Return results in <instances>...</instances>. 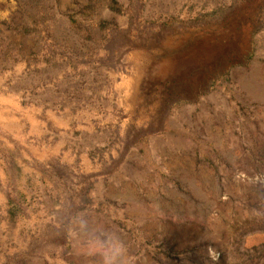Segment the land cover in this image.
<instances>
[{"label":"rangeland","instance_id":"374dc122","mask_svg":"<svg viewBox=\"0 0 264 264\" xmlns=\"http://www.w3.org/2000/svg\"><path fill=\"white\" fill-rule=\"evenodd\" d=\"M0 264H264V0H0Z\"/></svg>","mask_w":264,"mask_h":264},{"label":"bare ground","instance_id":"6f19581e","mask_svg":"<svg viewBox=\"0 0 264 264\" xmlns=\"http://www.w3.org/2000/svg\"><path fill=\"white\" fill-rule=\"evenodd\" d=\"M195 35H196V34H195ZM195 35H194V36H195ZM199 35H200V34H199ZM199 35H197V36H199ZM210 35H211V34H210ZM197 36H196V37H197ZM187 37H188V36H187ZM187 37H186V39L189 38V37H188V38H187ZM202 37H203V36H202ZM228 37H229V36H228ZM199 38H201V37H199ZM207 38H208V37H207ZM209 38H211V37H209ZM189 39H190V38H189ZM194 39H195V37H194ZM201 39H202V38H201ZM217 39H218V36H217ZM219 39L222 40L223 38L221 37V38H219ZM191 40H192V39H191ZM198 40L201 41L200 39H197V41L193 40V42H192V43L195 42L194 44H196V42H198V44L195 45L196 47H195L194 49H196L197 46H200V47H198V48H201L203 44H204L205 47H206L207 45H209V43L206 44L207 41L204 42V40H202V43H203V44H202V43L199 42ZM211 40H212V39H210V43H211L212 45H215L214 43H212V42H214V40H212V41H211ZM215 41H216V39H215ZM218 41H220V40H218ZM218 41H217V42H218ZM183 43H185V41H184ZM218 43H219V44H218L217 47H220V49H221L223 45H222V46H219V45H220V42H218ZM177 44H178V43H177ZM194 44H192L193 46L191 45V49L194 47ZM211 44L209 45L210 47L207 46L208 48H207V47H206V48L204 47L203 49H207V50L209 49V51L211 50V52H212V48H211L212 45H211ZM221 44H222V43H221ZM181 45H183V44H181ZM186 46H187V45H186ZM182 48H183V47H182ZM185 48H186V47H185ZM198 48H197V49H198ZM191 49H190V48H189V49L187 48L186 50L188 51V50H191ZM203 49H201V50H203ZM179 50H180V49H179ZM221 50H222V49H221ZM187 51H186V52H187ZM196 51H197V50H196ZM196 51H195V50L193 51V49H192V52H193V53L196 52ZM178 52H179V51H178ZM178 52H177V54H179ZM182 52H184V48H183ZM201 52L203 53L204 51H201ZM219 52H220V51H219ZM219 52H218V53H219ZM180 53H181V52H180ZM187 53H188V52H187ZM187 53L184 52L185 55H182V54H179V55H182V57H183V56L187 57V56H186ZM205 53H206V52H205ZM167 54H168V53H167ZM171 54H172V53H171ZM196 54H197V53H195V55H196ZM172 55H174V57H175V54H172ZM179 55H178V57H179ZM203 55H204V54H203ZM205 55L208 56L207 53H206ZM212 55H213V54H210V59L213 57ZM182 57H181V59H182L181 61H184L183 58H185V57H183V58H182ZM193 57H194V55H193ZM208 57H209V56H208ZM172 58H173V57H172ZM172 58H171V62H172V63L170 62L171 64H173L174 61L177 62V59L174 58L175 60L173 59V61H172ZM188 59H190V58L188 57ZM169 60H170V59H169ZM179 60H180V59H178V61H179ZM185 60H187V58H185ZM184 63H185V62H183V64H184ZM193 63H194V62H193ZM176 64H177V63H176ZM179 64H180V63H179ZM190 64H192V60H191V63H190ZM194 64H195V63H194ZM181 66H182V64H181ZM143 67H144V66H143ZM175 67H176V65H175ZM175 67H174V68H175ZM186 67H187V66H186ZM172 68H173V66H172ZM187 69H188V68H187ZM147 70H148V69H147ZM167 70L169 71V67L167 68ZM173 70H174V69H173ZM173 70L171 69L170 71H173ZM175 70H176V69H175ZM179 70L181 71V69H179ZM184 70H185V69H184ZM168 71H165V72H168ZM170 71H169L168 73H170ZM172 73H174V71H173ZM163 74H164V73H163ZM141 75H142V74H141ZM148 75H149V74H148ZM174 75H175V74H174ZM167 76L169 77V76H171V75H167ZM172 76H173V75H172ZM146 78H147V77H146ZM148 81H149V80H148ZM1 100H2V99H1ZM9 102H10V101H9ZM15 102H16V101H15ZM7 103H8V102H7ZM9 104H10V103H9ZM59 144H60V143H59Z\"/></svg>","mask_w":264,"mask_h":264},{"label":"trees","instance_id":"16d2710c","mask_svg":"<svg viewBox=\"0 0 264 264\" xmlns=\"http://www.w3.org/2000/svg\"><path fill=\"white\" fill-rule=\"evenodd\" d=\"M250 53H251V52H249L247 55H248V56H251ZM248 56H247V57H248Z\"/></svg>","mask_w":264,"mask_h":264},{"label":"crops","instance_id":"0c3cea01","mask_svg":"<svg viewBox=\"0 0 264 264\" xmlns=\"http://www.w3.org/2000/svg\"><path fill=\"white\" fill-rule=\"evenodd\" d=\"M123 198L127 199L125 196H123Z\"/></svg>","mask_w":264,"mask_h":264}]
</instances>
